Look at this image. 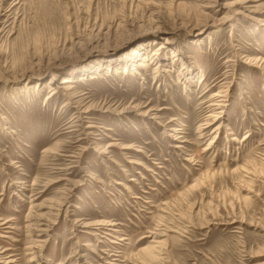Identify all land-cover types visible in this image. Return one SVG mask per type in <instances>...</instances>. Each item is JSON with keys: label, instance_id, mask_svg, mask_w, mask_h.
Instances as JSON below:
<instances>
[{"label": "rangeland", "instance_id": "1", "mask_svg": "<svg viewBox=\"0 0 264 264\" xmlns=\"http://www.w3.org/2000/svg\"><path fill=\"white\" fill-rule=\"evenodd\" d=\"M237 1L0 0V264H264V0Z\"/></svg>", "mask_w": 264, "mask_h": 264}, {"label": "bare ground", "instance_id": "2", "mask_svg": "<svg viewBox=\"0 0 264 264\" xmlns=\"http://www.w3.org/2000/svg\"><path fill=\"white\" fill-rule=\"evenodd\" d=\"M251 0H240V1H237V2H233L232 3V5L233 6H240L242 9V11L241 12H239V11H237L234 15H243L244 14V12H250V7H247L246 6V4L247 3H249ZM245 5V6H244ZM242 6H244V7H242ZM239 10V9H238ZM244 16V15H243ZM199 35V34H198ZM72 83V80H71V78H63L61 81H60V84L61 85H65V84H71ZM60 88L62 89V90H66V92H68V91H70L71 90V86H66L65 88L64 87H61L60 86ZM57 94V92H55V90L54 89H51L50 90V92H49V95L47 96V98H49V97H53V96H55ZM68 97V100H72V99H74V98H76V97H74L73 95H69V96H67ZM216 97H221V96H217L216 95ZM79 111V110H78ZM89 112V110H85V111H81V113L82 114H85V113H88ZM78 116H79V114H78ZM75 119V118H74ZM92 128V126H88V127H86L85 129H91ZM87 132V131H86ZM85 135L86 136H88L86 133H85ZM176 148H178V147H176ZM85 149V148H84ZM124 149H129V147H126V148H124ZM43 153H50V151H45V152H43ZM98 225H105V224H98ZM106 226V225H105ZM156 236H158V235H156ZM154 237V240H153V245L152 246H150V248L148 247V248H146V249H144V250H142V251H140L139 253L140 254H143V253H145V252H147V250H152V249H156V248H158V247H160L161 245H162V243L163 242H161V241H157V240H155L157 237ZM162 236H164V235H162ZM147 238V237H146ZM146 238H140L139 240H138V242H140V241H142V240H144V239H146ZM111 243H113V242H111ZM157 246V247H156ZM153 253V252H152ZM152 255V254H151ZM152 257V256H151ZM146 258V257H145ZM149 258V257H148ZM142 259V258H141ZM152 259V258H151Z\"/></svg>", "mask_w": 264, "mask_h": 264}]
</instances>
